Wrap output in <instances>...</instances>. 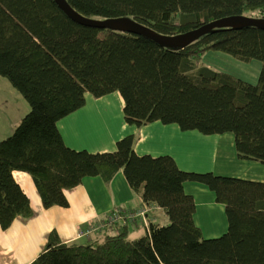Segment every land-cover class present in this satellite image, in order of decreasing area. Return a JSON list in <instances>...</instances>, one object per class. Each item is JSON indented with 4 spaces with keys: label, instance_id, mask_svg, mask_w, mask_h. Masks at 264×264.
I'll list each match as a JSON object with an SVG mask.
<instances>
[{
    "label": "trees",
    "instance_id": "1",
    "mask_svg": "<svg viewBox=\"0 0 264 264\" xmlns=\"http://www.w3.org/2000/svg\"><path fill=\"white\" fill-rule=\"evenodd\" d=\"M66 1L84 17H128L164 36L227 17L264 19V0ZM209 51L261 61L259 83L210 69L202 61ZM0 76L30 106L13 134L0 140L3 230L34 215L15 171L33 178L46 209L68 208L66 191L88 177L111 182L123 171L143 204L161 208L170 220L149 223L135 240L127 238L125 224L115 233H108L115 226L106 227L102 240L86 243H64L54 231L31 264H264V182L185 171L170 155H139L133 135L120 139L115 151L76 150L58 126L86 105L87 93L101 98L118 92L128 124L159 121L184 132L232 133L239 159L264 165L263 30H214L185 49H170L145 36L83 26L55 0H0ZM187 182L207 186L225 206L224 235L204 237Z\"/></svg>",
    "mask_w": 264,
    "mask_h": 264
},
{
    "label": "crops",
    "instance_id": "2",
    "mask_svg": "<svg viewBox=\"0 0 264 264\" xmlns=\"http://www.w3.org/2000/svg\"><path fill=\"white\" fill-rule=\"evenodd\" d=\"M124 104L118 92L101 98L87 93V110L92 108L86 115L88 128L84 123L85 105L59 122L65 143L76 150L104 153L115 151L120 139L133 135L135 151L139 155H170L185 171H211L221 176L264 182V165L239 159L232 133L204 135L198 131L184 132L176 124L166 125L159 121L141 127L130 125L125 121ZM113 105L117 106L116 113L110 111ZM2 135L9 136V133L6 131ZM2 137L0 140L4 139ZM227 150L229 154L225 156ZM239 161L243 170L235 174L233 164L239 165ZM14 177L28 195L34 215L29 219L17 218L8 230L0 226V264H31L43 251L49 235L54 231L64 243L102 240L103 231L92 234L89 239L78 238V232L90 224L104 222L115 210L138 211L148 208L145 220L137 218L131 221L142 224L143 229L137 227L134 231L142 236L149 223L163 224L169 220L161 208L143 204L142 197L133 192L123 171L111 182H105L101 177H88L82 185L66 191L70 203L68 208L56 206L46 209L33 178L22 171H15ZM185 191L195 198L197 211L194 219L204 237L210 239L224 235L229 227L226 208L217 202L215 193L207 186L194 182L185 183ZM131 222L120 223L108 233L120 231L124 224L129 232Z\"/></svg>",
    "mask_w": 264,
    "mask_h": 264
},
{
    "label": "rangeland",
    "instance_id": "3",
    "mask_svg": "<svg viewBox=\"0 0 264 264\" xmlns=\"http://www.w3.org/2000/svg\"><path fill=\"white\" fill-rule=\"evenodd\" d=\"M202 61L207 67L216 72H224L231 74L238 79H241L245 82L254 85L259 83V78L263 68V63L259 60H254L250 63H244L233 58L232 56H229L219 51H209L205 53ZM87 105L86 107L84 106L86 111L84 113V123H86L87 125L85 128H88V118L86 117V115H88V112L92 110V108L87 110ZM117 110L118 109L116 105H113L110 109L112 113H116ZM29 111L30 106L25 100V98L12 86V84L7 78L0 76V136H4L2 138H7V135H2L6 131H8L9 135L13 134L16 127L21 123V121ZM97 121H99L98 117ZM228 154L229 150L226 151L225 156ZM245 162L250 163L249 160H245ZM240 164L241 161H239V165L233 164V172H235V174H238L240 173V171L243 170V167H241ZM228 177L234 176L229 175ZM163 224H170V220H168L167 223ZM137 227L143 229L142 224L139 222L135 224L131 222L129 224V232L127 234V238L129 240L138 239L142 237V235L135 234L134 231L137 230ZM81 242L86 243V241Z\"/></svg>",
    "mask_w": 264,
    "mask_h": 264
},
{
    "label": "water",
    "instance_id": "4",
    "mask_svg": "<svg viewBox=\"0 0 264 264\" xmlns=\"http://www.w3.org/2000/svg\"><path fill=\"white\" fill-rule=\"evenodd\" d=\"M55 1L69 18L83 26L145 36L158 45L170 49H185L214 30H241L254 27L264 31V19L233 16L213 21L187 33L175 36H164L128 17L108 18L104 20L91 19L79 14L66 0Z\"/></svg>",
    "mask_w": 264,
    "mask_h": 264
},
{
    "label": "built area",
    "instance_id": "5",
    "mask_svg": "<svg viewBox=\"0 0 264 264\" xmlns=\"http://www.w3.org/2000/svg\"><path fill=\"white\" fill-rule=\"evenodd\" d=\"M149 212L148 208H142L138 211H123L121 209L115 210L108 218L102 223H93L90 224L87 228L81 229L78 232V238H90L92 234L99 233L102 230H105L106 227L116 226L122 222H131L137 218L146 219L147 213Z\"/></svg>",
    "mask_w": 264,
    "mask_h": 264
}]
</instances>
